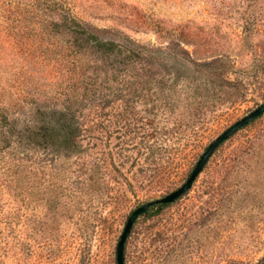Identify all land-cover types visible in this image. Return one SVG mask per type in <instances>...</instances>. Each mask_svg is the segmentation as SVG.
<instances>
[{
	"label": "rangeland",
	"instance_id": "1",
	"mask_svg": "<svg viewBox=\"0 0 264 264\" xmlns=\"http://www.w3.org/2000/svg\"><path fill=\"white\" fill-rule=\"evenodd\" d=\"M69 2L103 40L164 49L166 64L146 68L162 79L151 91L158 95L110 105L100 97L84 114L81 172L73 160L49 162L43 176L37 164L33 192L19 204L18 258L8 264H116L131 213L180 188L207 147L264 103V0ZM3 62L0 108L17 97L18 83L29 92L52 81L47 69H30L23 81L25 71ZM186 87L222 96L190 106L167 97ZM98 166L108 170L107 185L87 192L79 182L97 179ZM197 180L172 207L136 222L125 264H264V115L224 143Z\"/></svg>",
	"mask_w": 264,
	"mask_h": 264
},
{
	"label": "trees",
	"instance_id": "2",
	"mask_svg": "<svg viewBox=\"0 0 264 264\" xmlns=\"http://www.w3.org/2000/svg\"><path fill=\"white\" fill-rule=\"evenodd\" d=\"M163 52L164 49L139 46L128 38L103 40L74 16L69 0H9L0 5V72L5 58L6 70L11 66L25 71L23 81L25 75L31 76L30 69L52 72L48 85L29 92L24 91V83H18L17 97L4 102V108L3 105L0 108L4 114L0 115V264L18 258L19 204L24 194L33 192L37 164H41L39 171L43 176L49 162L62 164L73 160V165L79 168L76 172H81L85 165L79 158L84 114L100 97L105 105H110L117 98H123L122 102L127 104L128 98L158 95L151 91L162 79L145 72L147 67L166 64L165 60L160 62ZM170 90L168 98L172 95L183 98L189 106L196 100L213 104L216 97L222 96L202 87L194 91L189 87L180 88L179 92ZM201 117L203 113H198L197 119L192 117L190 126ZM161 136L168 140L167 133ZM152 137L153 134L149 135ZM107 172L98 166L94 171L99 176L97 179L93 175L88 177L89 182L79 184L87 187V192L99 189L107 185ZM62 176L63 173H57L56 179H71L68 175ZM53 195L63 196L59 190H54ZM172 206L159 205L140 218L148 219Z\"/></svg>",
	"mask_w": 264,
	"mask_h": 264
},
{
	"label": "water",
	"instance_id": "3",
	"mask_svg": "<svg viewBox=\"0 0 264 264\" xmlns=\"http://www.w3.org/2000/svg\"><path fill=\"white\" fill-rule=\"evenodd\" d=\"M264 115V103L251 112L246 117L242 118L231 127H229L226 131H224L218 138H216L205 150L202 156L199 158L195 167L193 168L191 174L189 175L186 182L178 188L176 191L171 194L158 199L146 203L139 208L135 209L131 215L128 217L125 227L122 231V234L119 238L116 247V264H125V246L129 239V236L133 230L134 225L140 219L141 216L145 215L150 211V209L155 208L159 205H172L176 203L179 199L185 196L192 189L193 185L199 178V176L204 171V168L207 166L210 159L216 153V151L228 140H230L234 135H236L239 131L249 126L252 122L259 119Z\"/></svg>",
	"mask_w": 264,
	"mask_h": 264
}]
</instances>
